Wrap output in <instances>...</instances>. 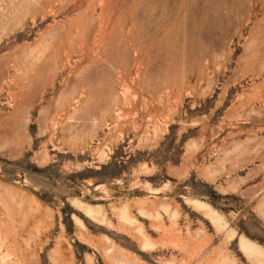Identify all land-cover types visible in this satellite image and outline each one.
Returning <instances> with one entry per match:
<instances>
[{
	"label": "rangeland",
	"instance_id": "374dc122",
	"mask_svg": "<svg viewBox=\"0 0 264 264\" xmlns=\"http://www.w3.org/2000/svg\"><path fill=\"white\" fill-rule=\"evenodd\" d=\"M0 264H264V0H0Z\"/></svg>",
	"mask_w": 264,
	"mask_h": 264
},
{
	"label": "bare ground",
	"instance_id": "6f19581e",
	"mask_svg": "<svg viewBox=\"0 0 264 264\" xmlns=\"http://www.w3.org/2000/svg\"><path fill=\"white\" fill-rule=\"evenodd\" d=\"M88 210H91V209L88 208ZM95 210H96V211H95ZM93 211H95V213L97 214V218H99L100 216L98 217V213H97V211H99V209H98V210H97V209H94ZM121 211H123V209H122ZM124 211H125V210H124ZM126 211H127V210H126ZM126 211H125V212H126ZM87 212H89V211H87ZM87 212H86V213H87ZM90 212H91V211H90ZM90 212H89V213H90ZM99 212H100V211H99ZM95 213H94V215H95ZM100 213H101V212H100ZM120 213H124V212H120ZM126 213H127V212H126ZM126 213H125V214H126ZM88 215H89V214H88ZM91 216H92V214H91ZM120 216H121V215H120ZM120 216H119V218H120ZM121 217L123 218V216H121ZM93 218H94V217H93ZM122 218H120V219L122 220ZM95 219H96V216H95ZM123 220H124V218H123ZM129 221H130V220H129ZM146 244H147V243H146ZM243 246H244V245H243ZM249 253H250V251H249Z\"/></svg>",
	"mask_w": 264,
	"mask_h": 264
}]
</instances>
